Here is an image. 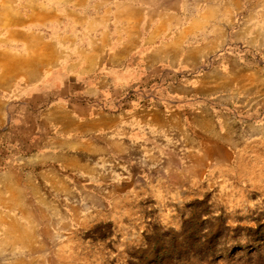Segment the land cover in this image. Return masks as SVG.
I'll list each match as a JSON object with an SVG mask.
<instances>
[{"label": "rangeland", "instance_id": "obj_1", "mask_svg": "<svg viewBox=\"0 0 264 264\" xmlns=\"http://www.w3.org/2000/svg\"><path fill=\"white\" fill-rule=\"evenodd\" d=\"M93 2L95 37L110 31L139 40L148 20L157 26L152 40L178 42L159 50L158 72L141 97L148 105L144 97L157 94L153 107L166 109L162 117L174 125L105 128L99 115L137 99L135 88L121 96L109 90L79 95L78 110L93 115L75 118L94 125L64 131L93 144L67 150L79 158L69 166L34 159L62 150L57 145L24 146L19 157L1 144L0 264H264V0ZM214 3L222 46L192 49ZM58 101L43 115L50 143L66 138L58 124L69 117L53 109Z\"/></svg>", "mask_w": 264, "mask_h": 264}, {"label": "crops", "instance_id": "obj_2", "mask_svg": "<svg viewBox=\"0 0 264 264\" xmlns=\"http://www.w3.org/2000/svg\"><path fill=\"white\" fill-rule=\"evenodd\" d=\"M93 1L0 0V145H7L19 157L27 151L24 146L40 149L57 145L62 150L34 153V159L59 161L64 167L69 166L67 162L79 160L77 155L66 151L74 150L72 148L76 146L92 145L93 138L75 140L74 134L70 135L69 130L64 131L74 128L77 132L94 123V119L85 123L77 122L75 117L78 115H93V111L89 112L87 108L78 110L79 95L93 96L97 92L96 95L103 96L109 95L110 90L114 95L121 96L126 91L124 89L135 88L132 93L137 99L126 102L124 111L112 116L99 115L103 120L102 125L107 129L117 128L131 133V130L139 128H168L174 125L170 118L162 117L166 109L153 107L156 101L152 98H156L157 94L144 97H150L147 99L148 105L141 104V97L145 95L143 90L146 89L143 88V82L148 80L149 74L158 72L161 60L154 63L153 60H159V50L178 45V42L158 41V37L152 40V33L157 26L148 25V20H141L139 40H122L119 35L112 36L110 31H102L95 37L90 23L95 15ZM212 5L203 11L202 18L205 19L200 18L197 26V31H204L203 41L192 46V49L222 46L220 35L216 34L220 31L218 17L221 11L217 3ZM105 13L106 10L101 9L97 15ZM182 41L181 45L189 43ZM189 47L183 57L185 62L188 61ZM201 61L203 63L206 60L202 58ZM169 65V68L166 66L162 70L167 74L163 76L165 78L173 74L174 67ZM186 72L183 70L180 73ZM97 80L99 82L95 86ZM196 81L197 78L192 82ZM191 90L187 92L192 94ZM53 98H59L53 109L61 110L64 116L69 117V122L60 121L61 124H58L66 138L62 136L50 143L54 137L47 142L43 136L44 130L48 128L43 115L48 112L45 109L47 102ZM66 102L70 108H67ZM72 210L76 213L74 208ZM71 216L74 217V214Z\"/></svg>", "mask_w": 264, "mask_h": 264}]
</instances>
